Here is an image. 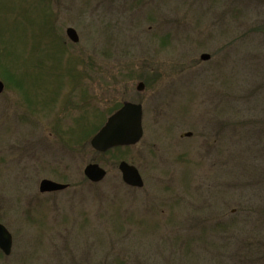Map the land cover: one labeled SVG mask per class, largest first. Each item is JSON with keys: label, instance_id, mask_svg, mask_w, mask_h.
<instances>
[{"label": "rangeland", "instance_id": "374dc122", "mask_svg": "<svg viewBox=\"0 0 264 264\" xmlns=\"http://www.w3.org/2000/svg\"><path fill=\"white\" fill-rule=\"evenodd\" d=\"M37 69L99 71L91 134L40 131ZM0 78V264H264V0H0ZM122 101L142 102L144 137L98 154ZM44 178L70 187L42 195Z\"/></svg>", "mask_w": 264, "mask_h": 264}, {"label": "flooded vegetation", "instance_id": "af4514ba", "mask_svg": "<svg viewBox=\"0 0 264 264\" xmlns=\"http://www.w3.org/2000/svg\"><path fill=\"white\" fill-rule=\"evenodd\" d=\"M37 70L40 73L39 78L41 79L38 83V87L44 86V91L42 92L40 99V108L38 107L42 112L41 123L39 125L40 131L42 132L44 128H49L50 131H48V134L52 137H58L65 131L74 132L75 129H78L83 135L91 134L92 128L90 131L87 130L93 114H96L97 118L101 115L99 110L93 109L94 101L96 100L95 96L99 93L96 88L101 86L99 77L94 76L93 74H97L99 71H97V69ZM172 72L174 74L178 73L175 71ZM42 73H44L45 77ZM113 90L109 91L107 97L103 99L107 101L115 97L116 95L113 94ZM138 91L141 92L143 90ZM110 93L112 94L110 95ZM124 102L125 101H122V103ZM66 120H72L77 124H71V126L68 125L65 127L62 125V121ZM68 185L69 188L70 184L68 183ZM51 193L55 192L42 193V195ZM36 200L37 198H35V201ZM29 201H32V199ZM26 204L29 205L30 203L26 202ZM6 227L10 231L9 227ZM10 233L12 234L13 239L11 252L7 255L0 249V259L10 257L13 252L15 237L13 232L10 231Z\"/></svg>", "mask_w": 264, "mask_h": 264}, {"label": "water", "instance_id": "95a60500", "mask_svg": "<svg viewBox=\"0 0 264 264\" xmlns=\"http://www.w3.org/2000/svg\"><path fill=\"white\" fill-rule=\"evenodd\" d=\"M67 35L73 42L79 41V34L73 27L67 29ZM201 58L207 60L210 55L204 53ZM5 87L4 82L0 79V93ZM144 83L140 82L138 89L142 90ZM143 108L141 104L125 102L124 105L113 115H111L104 126L92 138V146L101 152H105L112 147L123 145H134L138 143L144 133L143 130ZM191 133H186L190 136ZM119 169L125 183L131 186L142 187L144 180L135 165L127 161H121ZM84 174L93 182H99L104 179L107 172L98 163H90L84 169ZM67 184L59 183L50 179H43L40 183V191L63 190ZM0 247L9 254L12 248V235L7 228L0 223Z\"/></svg>", "mask_w": 264, "mask_h": 264}, {"label": "trees", "instance_id": "16d2710c", "mask_svg": "<svg viewBox=\"0 0 264 264\" xmlns=\"http://www.w3.org/2000/svg\"><path fill=\"white\" fill-rule=\"evenodd\" d=\"M126 149H128V147H126ZM121 151H123V148H121V147H119V148H116V149H114V150H112V151H109V152H107V153H112V154H116L117 155V153H119V152H121Z\"/></svg>", "mask_w": 264, "mask_h": 264}]
</instances>
